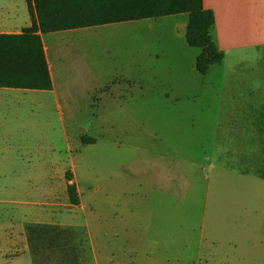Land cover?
<instances>
[{
    "label": "rangeland",
    "instance_id": "rangeland-1",
    "mask_svg": "<svg viewBox=\"0 0 264 264\" xmlns=\"http://www.w3.org/2000/svg\"><path fill=\"white\" fill-rule=\"evenodd\" d=\"M184 20L43 34L53 88L0 96V264L71 250L79 264H95L94 255L130 263V206L145 239L138 260L149 261L145 250L152 263L264 264V179L251 122L264 100V47L202 75ZM65 170L79 205L65 198ZM57 187L59 205H50ZM130 190L146 195L132 201Z\"/></svg>",
    "mask_w": 264,
    "mask_h": 264
},
{
    "label": "trees",
    "instance_id": "trees-1",
    "mask_svg": "<svg viewBox=\"0 0 264 264\" xmlns=\"http://www.w3.org/2000/svg\"><path fill=\"white\" fill-rule=\"evenodd\" d=\"M30 25L18 33H0V86L49 90L52 81L40 34L106 23L186 13L185 39L200 47L195 68L205 74L222 59L223 52L211 36L214 14L202 0H26ZM83 143L94 138L80 136ZM64 177L71 180L70 170ZM69 203L79 197L74 182L66 186Z\"/></svg>",
    "mask_w": 264,
    "mask_h": 264
},
{
    "label": "crops",
    "instance_id": "crops-1",
    "mask_svg": "<svg viewBox=\"0 0 264 264\" xmlns=\"http://www.w3.org/2000/svg\"><path fill=\"white\" fill-rule=\"evenodd\" d=\"M202 3L204 8L211 9L214 14V23L210 33L217 47L221 49L223 52L222 59L217 63H224L226 60L231 59L234 60L237 64H242L247 60V53L249 51H251L252 53L264 47V0H202ZM178 14L180 15L182 13L171 14V15H178ZM187 20H188V16L186 14V20L183 21V23L185 24V30H186ZM128 21H132V20H128ZM121 22H125V21H121ZM113 23H118V22H113ZM106 24H110V23H106ZM29 25H30V15L28 13L26 0H0V33H18L21 31L23 27ZM101 25H105V24H101ZM94 26H98V25H94ZM86 27H92V26H86ZM86 27H79V28L65 29V30H74V29H81ZM59 31H64V30H59ZM48 33H52V32H48ZM43 34L46 33L40 34V38H41L44 55L47 62L48 71L50 74V78L52 81V88H53V74H52L53 64L51 63V59H50V52H49L50 47L44 40ZM212 65H210V67ZM194 67H195V61H194ZM210 67L208 68V70L210 69ZM13 90L26 92L28 90H38V89H23V88L0 86V96L3 92L7 93V91L11 92ZM252 113L255 116L254 119H251V122L253 124L252 126L254 127V131L258 134V137L260 138V142H259L260 149L258 152V160H260L261 166L259 168H256L255 173L259 177L264 179V100L260 104L258 112L256 111ZM243 172L246 171L242 170V173ZM71 175H72L71 180H66L64 185L65 198L66 200L68 199V195L66 191L67 184L74 182L79 197V203L76 205H79L80 192L78 190H80V188L76 184L72 172ZM50 190H51L50 192H52L51 194L52 201L49 202V204L55 206L59 205L58 202L56 201L58 196L57 193L58 191H63V188L59 189V187H57L56 190L54 191H52V188ZM136 195L139 196L146 195V193L145 191H143V193L140 194L137 193L135 190H130V198L132 201H135L136 199L139 198L136 197ZM68 202L66 203V205L71 204V203L68 204ZM137 207L138 205H136V208ZM130 218H132V220H130V263L119 262L118 264H171V262H169L167 259L162 263H152L150 254L148 253V251L145 250H142L143 255L145 258L149 259V261L146 262L145 259L138 260V258L136 257L137 253L139 252L138 247L139 244L145 242V239L143 235H140L139 231L141 229L140 228L136 229L141 225L139 223L137 225V222L136 223L134 222V220H138L134 206H130ZM41 223L51 225L48 226L49 228H54L55 226L53 225H60L59 223H46V222H31L28 223L27 225L31 229V227L33 228L36 224H41ZM65 225L75 227L74 225L71 224H65ZM52 237L54 236H50L49 237L50 239L48 238L47 239L53 240ZM53 242H56V240H54ZM71 251H67V252L38 251L29 254L28 259L29 261L31 260L30 264H79L78 260L82 259L83 256L78 253L68 254V252ZM5 256H10V255H5ZM15 256H17V254H15L14 257ZM68 259H70L71 261L70 262L63 261ZM93 260L95 264H99V262L97 261L98 259L96 258L95 255L93 256Z\"/></svg>",
    "mask_w": 264,
    "mask_h": 264
}]
</instances>
